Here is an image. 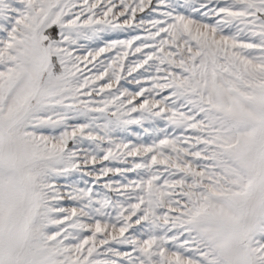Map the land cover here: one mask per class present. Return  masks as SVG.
<instances>
[{
  "label": "snow or ice",
  "instance_id": "obj_1",
  "mask_svg": "<svg viewBox=\"0 0 264 264\" xmlns=\"http://www.w3.org/2000/svg\"><path fill=\"white\" fill-rule=\"evenodd\" d=\"M0 264H264V0H0Z\"/></svg>",
  "mask_w": 264,
  "mask_h": 264
}]
</instances>
